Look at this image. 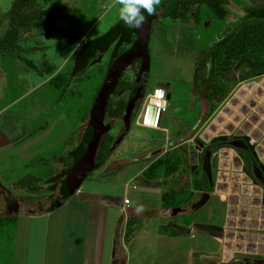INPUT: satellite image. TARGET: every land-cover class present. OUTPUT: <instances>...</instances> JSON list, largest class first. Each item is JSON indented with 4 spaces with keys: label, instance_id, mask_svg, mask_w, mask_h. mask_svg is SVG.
Masks as SVG:
<instances>
[{
    "label": "rangeland",
    "instance_id": "rangeland-1",
    "mask_svg": "<svg viewBox=\"0 0 264 264\" xmlns=\"http://www.w3.org/2000/svg\"><path fill=\"white\" fill-rule=\"evenodd\" d=\"M12 1L0 0V101L16 96L17 100L1 109L2 113L25 112L30 115V120L34 116L35 120H40L47 115L58 119L59 111L54 109L55 104L51 105V99L58 94L54 87L60 88L61 95L65 93V100L60 104L63 121L71 127L79 118L80 129L76 135L73 133L74 144L85 131L93 96L116 50L127 48L137 36L136 29L142 32L148 24V72L144 95L132 109L133 116L125 132H121L124 128L121 119L102 116L104 127H107L105 132L119 133V141L106 160L94 162L80 182L83 188L95 187L100 192L124 195L131 206L144 211L142 225L157 224L163 228L169 222L183 224L190 221L194 215L204 212L211 201L209 198L202 205L193 207L202 195L193 188L188 170L193 163L191 153L195 145L207 144L217 135H244L252 141V150L264 164V38H257L246 50L230 56L223 53L225 44L219 46L210 75L205 79L210 43L229 30L228 23L234 19L232 14L225 13L219 18L204 3L178 0L174 16H161L159 9L152 15L150 23L144 13L143 25L129 28L119 20L115 10L107 11L112 0H30L10 10ZM223 1L232 11L239 12L231 0ZM247 1L264 3V0ZM257 21L260 20L241 24L230 37L234 34L241 39L251 37L255 26L261 24ZM73 52L79 63L70 65L73 56H68ZM129 70V66L123 70V77L130 80L132 73ZM39 77L47 83L33 86ZM206 84L209 89L203 90ZM154 85L168 93L159 128L135 123L145 94ZM53 126L55 128L47 139H51L54 149H58L54 137L60 136L55 131L57 124L53 123ZM165 151L174 159L172 170L165 172L157 167L148 177L137 173L141 166L144 168ZM53 164L52 169L48 167V171H44V178H37L35 190L12 185L0 187V214L5 213L12 199L18 201L14 214H19L25 208H38L34 201L41 197L49 195L53 198L71 163L63 167L59 163ZM118 164L121 167L115 173L117 168H112ZM208 167L214 197L223 203L214 204L216 217L221 216L223 206L230 204L228 211H234L231 217L245 213L247 220L244 227L238 226L239 229L264 231V210H261L262 205H256L255 199H250L256 188L245 187L253 183H248L249 177L235 149L229 145L216 148L209 154ZM101 169L110 171L103 174ZM131 184L136 187L131 188ZM144 184L159 187H144ZM225 184H236V192L229 191ZM162 193H166L167 203L155 208L161 202ZM246 195H249L247 200L239 197ZM261 195L264 200L263 191ZM175 204L183 206L184 211L170 215ZM248 220L251 221L248 223ZM9 222L12 226V221ZM235 223L243 221L240 219ZM6 224L8 222L0 227V231ZM7 231L8 228L0 234L5 239ZM259 258L263 257L239 255L233 258V264H248Z\"/></svg>",
    "mask_w": 264,
    "mask_h": 264
},
{
    "label": "crops",
    "instance_id": "crops-1",
    "mask_svg": "<svg viewBox=\"0 0 264 264\" xmlns=\"http://www.w3.org/2000/svg\"><path fill=\"white\" fill-rule=\"evenodd\" d=\"M72 54L74 52L68 57L73 56L76 60L72 58L70 65L79 63L77 55ZM39 79L32 85L47 83L45 79ZM54 88L58 89V94L51 99V105L55 104L54 109L59 111L58 119L47 115L40 120H35V116L30 120V115L25 112L2 113L1 109L16 102L17 96L0 101V187L12 185L23 175L44 178L48 167L53 168V162L62 164V167L69 164L71 153L81 139L77 138L74 144L73 133L76 135L79 131L80 122L77 117L74 124L67 127L60 105L65 100V93L61 95V89ZM53 123L57 124L58 130L55 131L60 136L54 137L58 149H54V143L47 139L55 128ZM142 169L141 166L137 173L140 174ZM119 170L116 169L115 173ZM108 171L101 169L103 174ZM247 181L253 185L245 187L256 188L250 199H255L256 205H262L261 210H264L263 187L250 178ZM130 187L136 186L131 184ZM224 187L232 192L237 189L236 184H225ZM122 196L100 192L95 187L83 188L79 183L57 207L47 209L55 197L50 199L47 195L34 201L38 208H25L19 214L13 211V225L8 222L0 231L1 234L8 228L6 239L0 235V264H110L111 261L114 264H233V258L239 255L264 257V231L239 229L238 226L244 227L247 220L245 213H241L244 216H238V213L231 217L234 211H228L230 204L223 206L221 216L216 217L214 204L222 202L214 197L213 190L203 202L211 200L204 212L183 224L169 222L163 228L157 224L142 225L144 211L137 213L136 209L140 207L131 206L126 196L128 202L121 204ZM248 196L239 197L247 200ZM160 206L161 202L155 208ZM127 219L133 228L124 236ZM240 219L243 223H235Z\"/></svg>",
    "mask_w": 264,
    "mask_h": 264
},
{
    "label": "trees",
    "instance_id": "trees-1",
    "mask_svg": "<svg viewBox=\"0 0 264 264\" xmlns=\"http://www.w3.org/2000/svg\"><path fill=\"white\" fill-rule=\"evenodd\" d=\"M30 0H13L11 3V9L13 7L18 5H22L25 3H28ZM178 0H161V3L159 6H157V9H160V15L161 16H174L176 14L175 4ZM198 3H204L208 6L210 11L217 17L223 18L225 13H231L229 9L226 7V4L223 0H196ZM233 3L237 4L239 9L242 11V13H232L235 16V19L230 21L228 23L229 30L215 38V40L212 41L210 44V51L209 56L206 62V71H205V79L207 80L208 76L210 75L209 70L212 64L214 63L215 59L217 58L216 50L221 45H226L224 49V54L226 56L232 55V53H239L243 50H246L247 46L250 45L252 42H254L257 38L263 37L264 38V10H260L261 6L257 4H251L247 0H232ZM146 13V12H145ZM148 23L151 21L152 15H148ZM195 16V15H194ZM196 17V16H195ZM260 20L257 21V23H261L260 25H256L254 28V31L252 32L251 37H245L241 39L238 34L232 35L230 37V34L235 31L241 24L246 23L248 20ZM148 28V24L146 26ZM141 32L136 29V34L139 35ZM134 40V39H133ZM132 40V41H133ZM128 49V47H120L116 50L113 59L121 54L124 50ZM136 58H132L130 62H133ZM112 62V61H111ZM48 69L51 68L50 65L47 66ZM128 85L127 80L118 79L116 84L114 85L113 89L110 91L109 94L115 96L116 94L121 91L123 87ZM209 89V86L207 84L204 86L203 90ZM126 109V100L124 97H116L114 99H111V97L107 96L104 102V108H103V116L114 118V119H120L122 115L124 114ZM133 116V114L130 115V118ZM119 141V137L114 136L113 134L107 132L104 133L103 136L99 138L95 145L94 155H93V164L90 168V170L93 168L95 161H101L103 162L110 151L113 149L115 144ZM80 143V141H79ZM216 148V147H215ZM77 149V148H76ZM76 149L74 150V153L71 157L70 163L72 164ZM237 152V149H235ZM171 153L168 151L163 152L161 155L153 159L151 162H149L142 170L141 174L143 176L148 177V175L157 167H161L165 172H168L172 170L175 167L174 159L171 157ZM122 164V163H121ZM121 164L117 166V169L121 167ZM89 170V171H90ZM87 172V174L89 173ZM86 174V175H87ZM38 177L34 175H23L19 177L17 180H15L12 183V186H16L21 189H27V190H35L38 185L35 183ZM200 176L196 177L193 180V188L196 190H203L205 192H209L212 190V182L211 180H207L205 183L200 182ZM39 179V178H38ZM58 196L55 194V197L49 202L47 205V209L51 208L52 202L57 199ZM65 198V197H64ZM60 198V202L64 199ZM59 202V203H60ZM167 203L166 200V193L161 194V205H164ZM13 220V213L11 214H0V227L9 221ZM131 222L127 219L125 222V227L123 231V235H127L131 230ZM234 261V260H232ZM227 264H230L227 263ZM248 264H264V257L259 259H252Z\"/></svg>",
    "mask_w": 264,
    "mask_h": 264
},
{
    "label": "water",
    "instance_id": "water-1",
    "mask_svg": "<svg viewBox=\"0 0 264 264\" xmlns=\"http://www.w3.org/2000/svg\"><path fill=\"white\" fill-rule=\"evenodd\" d=\"M148 29H144L139 35L135 37V39L128 46V49L124 50L121 54L116 56L114 60L108 66L100 85L98 86L89 111V117L87 120V125L83 135L81 136L80 143L77 146L76 153L73 159L72 164L67 169L65 175L62 177L59 187H58V198L52 202L51 206H56L60 202V198L67 197L70 195L75 188L79 185L80 181L90 170L93 162L94 148L97 136L101 127H104L102 122L103 116V108L106 96L110 92L112 85L115 83V80L122 70V68L129 62V60L133 56L139 57V68L137 74L134 78V81H138L142 76L143 80H146L147 72H148V55L146 50ZM217 38V37H216ZM215 40V39H214ZM212 43V42H211ZM210 43V44H211ZM168 96V93L165 94ZM132 105V98H128V102L126 104V109L124 114L122 115V121L124 124V131H126L129 122L128 111L130 110ZM106 128V127H105ZM120 137V136H119ZM227 136L225 135H217L213 137L211 140H221L225 139ZM244 138H248L244 136ZM226 143L237 146L235 141L229 140L225 141ZM254 156L256 154L252 150ZM209 150L204 151V155L202 157V168L205 173L210 176L209 173ZM264 185V182L262 183ZM208 196V192L202 193V195L195 201L194 207L200 206ZM17 201L12 199L8 203L5 208L6 214H11L17 208ZM180 211V207H174L171 209L170 214H176ZM110 264H114V261H111Z\"/></svg>",
    "mask_w": 264,
    "mask_h": 264
},
{
    "label": "flooded vegetation",
    "instance_id": "flooded-vegetation-1",
    "mask_svg": "<svg viewBox=\"0 0 264 264\" xmlns=\"http://www.w3.org/2000/svg\"><path fill=\"white\" fill-rule=\"evenodd\" d=\"M231 2H232V0H231ZM233 4L237 7L239 12L232 11L226 5V7L229 9V11H231V13H229V14L242 13V11L239 9L238 5L235 4V3H233ZM257 5L261 6L260 10H264V3H260V4H257ZM157 10H159V9H157ZM234 19H235V16H234ZM132 58H136V59L133 62H130ZM132 58L122 68V70L120 71V73L118 74V76H117V78L115 80V83L112 85V88H111V90H112L118 79H122V80H127L128 81V85L123 87L121 89V91H119V93L115 95V97H124V99L126 100V104L128 102V98L129 97L132 98V105H131L130 110L128 111L129 119H130V115L132 114V109L136 105H138V103L140 102V100L142 99V97L144 95V92H145V89H146V80H147V77H146V80L144 81L142 76H141L138 81H134V78H135V76L137 74V71H138V68H139V57L135 55ZM128 66H129V69H130L129 73H132V77L130 78V80L123 77L124 76L123 70L126 67H128ZM109 93H108L107 96H109V97L113 96V95H111ZM107 96H106V98H107ZM120 119L122 120V117ZM106 128L105 127H101V129L99 131V134L97 136L95 145H96L97 141L99 140V138L101 136H103L104 133H106L105 132ZM121 132H125L124 128L121 129ZM118 134H116L114 136L119 137ZM229 140L235 141L237 143V146H232V145H230V144L225 142V141H229ZM224 145H229V146L233 147L234 149H237V152H236L237 158L239 159V161H240V163H241L246 175L252 181L256 182L257 184H259L260 186H262L264 188V185L262 184L264 182V164L262 162H260L259 159H257V157L254 156V154L252 152V141L249 140L248 138H244V135L227 136L225 139L211 140L207 144H204L202 146L195 145V147H194V149H193V151L191 153V155L193 157V163L191 165H189V168H188L189 175L191 177V180H190L191 183L193 184V180L196 177H198V176L201 177L199 181L202 182V183H205L207 180L208 181L211 180L210 176H208L205 173L204 169L202 168V157L204 155V151L205 150H209V154H210L216 148L222 147ZM94 150H95V148H94ZM92 164H93V162H92ZM198 191H200L202 193L205 192L203 190H198ZM174 207H180V211L177 212L176 214H173V215L180 214V213H182L184 211V207L183 206H179V204H177V205L175 204V205L172 206V208H174ZM171 224L174 225L173 222Z\"/></svg>",
    "mask_w": 264,
    "mask_h": 264
},
{
    "label": "clouds",
    "instance_id": "clouds-1",
    "mask_svg": "<svg viewBox=\"0 0 264 264\" xmlns=\"http://www.w3.org/2000/svg\"><path fill=\"white\" fill-rule=\"evenodd\" d=\"M160 3L161 0H112L107 11L115 10L119 20L127 27L139 28L145 22L144 13L153 15ZM136 211L139 213L142 208H137Z\"/></svg>",
    "mask_w": 264,
    "mask_h": 264
},
{
    "label": "built area",
    "instance_id": "built-area-1",
    "mask_svg": "<svg viewBox=\"0 0 264 264\" xmlns=\"http://www.w3.org/2000/svg\"><path fill=\"white\" fill-rule=\"evenodd\" d=\"M166 92L159 85L151 87L150 91L145 94V101L141 106V111L137 113L135 123L151 127L159 128L162 118V113L166 105ZM148 107H151L152 112H149ZM128 199L121 197V204H126Z\"/></svg>",
    "mask_w": 264,
    "mask_h": 264
},
{
    "label": "bare ground",
    "instance_id": "bare-ground-1",
    "mask_svg": "<svg viewBox=\"0 0 264 264\" xmlns=\"http://www.w3.org/2000/svg\"><path fill=\"white\" fill-rule=\"evenodd\" d=\"M263 83H264V82H263ZM147 110H149V112H152V110H151V107H150V108L148 107V109H147Z\"/></svg>",
    "mask_w": 264,
    "mask_h": 264
}]
</instances>
